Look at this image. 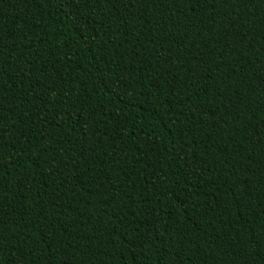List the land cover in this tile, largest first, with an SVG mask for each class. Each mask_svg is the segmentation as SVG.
I'll use <instances>...</instances> for the list:
<instances>
[{"label": "trees", "instance_id": "trees-1", "mask_svg": "<svg viewBox=\"0 0 264 264\" xmlns=\"http://www.w3.org/2000/svg\"><path fill=\"white\" fill-rule=\"evenodd\" d=\"M187 7L0 0L5 264H262L264 4Z\"/></svg>", "mask_w": 264, "mask_h": 264}, {"label": "snow or ice", "instance_id": "snow-or-ice-1", "mask_svg": "<svg viewBox=\"0 0 264 264\" xmlns=\"http://www.w3.org/2000/svg\"><path fill=\"white\" fill-rule=\"evenodd\" d=\"M168 2V0H61V3L67 4L69 7H71L73 4H91L93 7H95L96 4L99 3H105L108 5H112L115 7L116 3H120L122 5H126L129 8L135 7L136 4H143L145 6L152 5V6H158L163 7L164 4ZM261 3L264 4V0H170V3H174L177 5V9L179 10L181 5H187L186 11L181 14L180 17H178L176 20L173 21L172 27L175 29L176 24L180 23L182 20L187 21L186 28L190 29L191 32L195 33V35L192 36V40L190 43H195L196 37L200 35L201 31H208L209 33L212 32V25L216 24V17L214 15L204 16L202 14L199 15H192L193 13H197V10L201 5H207L208 7H215L216 5L222 4L225 6V11L227 10V6L229 3L233 6V11L231 13H227L228 16V27L224 28V31L228 33V35H232L233 33H236L239 35L235 28V23L232 21V16L236 14V8L239 6V4L242 3ZM108 14L111 15V8L108 9ZM221 15V14H217ZM241 20H243V17H241ZM205 21H210L211 23L206 26ZM124 23H127V21H124ZM196 25H199V27H196ZM159 27V22L156 25ZM243 26V25H242ZM188 32L186 31L185 35H187ZM173 39L169 41V43L175 42V32L171 33ZM210 40L216 41L217 44H219V41L217 40V37L215 34H212L210 36ZM239 42H243V38ZM230 44V42H227ZM201 44L203 48H208L211 50V53L215 52V46L210 43L209 40H201ZM6 47V44L4 42L3 36L0 35V48ZM227 44L225 45V49H222L221 54L219 55L220 63L217 65L218 68H225L227 65L224 62V53L226 51ZM199 51V50H198ZM210 53V54H211ZM240 58L243 59V54L241 53ZM165 63L168 61L165 60ZM10 70H14L13 66L11 64L5 66L3 61H0V79L3 78V76L8 75ZM19 78L18 76L16 77ZM222 79V77H221ZM229 79L235 80V77H229ZM232 85H229L231 87ZM12 99H17V97H12ZM63 99V98H61ZM241 99H243V96H241ZM43 103V101H41ZM11 103V100H8L6 102L4 93L2 90H0V125H3L4 121L7 119V114L10 111L8 104ZM67 115V113H65ZM238 114V113H237ZM55 119V117L53 118ZM20 122L17 121L16 123H13L10 125L12 128H16V125ZM227 123V121H225ZM7 129L4 127H0V170H2L5 167L4 161H3V151L7 144V139L3 135V133ZM74 130V129H73ZM40 135H43V132L40 133ZM258 136H264V129L257 132ZM69 144L71 143L70 140L67 141ZM46 150V149H45ZM83 155V153H81ZM247 171V169H246ZM8 241L5 240L3 232L0 231V264H5L4 261V253L6 251V244ZM191 243V241H189ZM261 250L264 251V245H261ZM59 251V250H57ZM247 252V249L244 250ZM21 255H24V253H21ZM17 264H21V262L18 260ZM65 264H68L67 260L65 261ZM164 264H167V261L165 260ZM177 264H184V261H178ZM262 264H264V256H262Z\"/></svg>", "mask_w": 264, "mask_h": 264}]
</instances>
